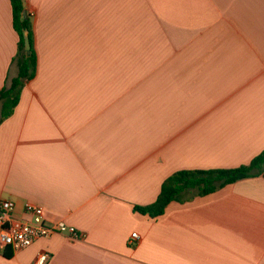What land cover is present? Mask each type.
<instances>
[{"label":"crops","instance_id":"1","mask_svg":"<svg viewBox=\"0 0 264 264\" xmlns=\"http://www.w3.org/2000/svg\"><path fill=\"white\" fill-rule=\"evenodd\" d=\"M25 1L38 67L0 125V200L85 237L0 244V264H264V175L134 210L264 151V0ZM18 43L0 0V91Z\"/></svg>","mask_w":264,"mask_h":264},{"label":"trees","instance_id":"2","mask_svg":"<svg viewBox=\"0 0 264 264\" xmlns=\"http://www.w3.org/2000/svg\"><path fill=\"white\" fill-rule=\"evenodd\" d=\"M13 26L19 35L18 51L13 62L18 68L17 76L9 86L0 91V125L11 117L20 102L22 90L26 82L32 80L37 73L38 57L35 50V37L30 14L24 16L25 0H11ZM264 175V151L249 164L235 168L180 170L167 178L163 184L157 201L147 206H135L134 210L142 215L156 218L165 213L173 201L193 192V195L206 196L238 181Z\"/></svg>","mask_w":264,"mask_h":264},{"label":"built area","instance_id":"3","mask_svg":"<svg viewBox=\"0 0 264 264\" xmlns=\"http://www.w3.org/2000/svg\"><path fill=\"white\" fill-rule=\"evenodd\" d=\"M15 203L11 200H0V244L14 251L32 246L37 240L50 238L60 233L74 239L85 237L76 227L61 220L53 224L46 221L45 210L35 204L27 203L25 217L14 215ZM138 233H133L132 241L139 240ZM49 255H39L36 264H45Z\"/></svg>","mask_w":264,"mask_h":264},{"label":"water","instance_id":"4","mask_svg":"<svg viewBox=\"0 0 264 264\" xmlns=\"http://www.w3.org/2000/svg\"><path fill=\"white\" fill-rule=\"evenodd\" d=\"M24 16H25L26 18H28V12H27V10L24 11Z\"/></svg>","mask_w":264,"mask_h":264},{"label":"rangeland","instance_id":"5","mask_svg":"<svg viewBox=\"0 0 264 264\" xmlns=\"http://www.w3.org/2000/svg\"><path fill=\"white\" fill-rule=\"evenodd\" d=\"M25 3H26V1H25ZM31 20H32V19H31ZM12 73H13V70H12ZM12 73H11V74H12Z\"/></svg>","mask_w":264,"mask_h":264}]
</instances>
